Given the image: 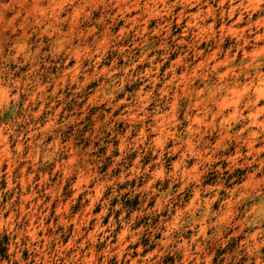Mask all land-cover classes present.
<instances>
[{"label":"rangeland","instance_id":"rangeland-1","mask_svg":"<svg viewBox=\"0 0 264 264\" xmlns=\"http://www.w3.org/2000/svg\"><path fill=\"white\" fill-rule=\"evenodd\" d=\"M0 264H264V0H0Z\"/></svg>","mask_w":264,"mask_h":264}]
</instances>
